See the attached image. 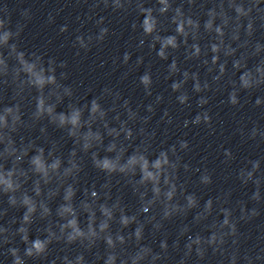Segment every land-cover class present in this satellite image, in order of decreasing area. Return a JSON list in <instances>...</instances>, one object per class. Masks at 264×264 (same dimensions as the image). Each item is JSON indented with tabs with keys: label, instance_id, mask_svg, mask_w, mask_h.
Listing matches in <instances>:
<instances>
[{
	"label": "clouds",
	"instance_id": "clouds-1",
	"mask_svg": "<svg viewBox=\"0 0 264 264\" xmlns=\"http://www.w3.org/2000/svg\"><path fill=\"white\" fill-rule=\"evenodd\" d=\"M103 3L108 6V0ZM125 3L131 5L132 0H112V7L125 9ZM146 3L147 0H135V10L143 17L139 25L142 37L151 38L148 46L154 48L159 43L157 55L167 61L172 54L169 49L176 51L183 45L185 60L200 61L211 76V82H201L199 72L182 71L173 59L166 79L182 77L170 85L171 91L178 93L176 100L180 105L189 103L188 93L182 91L189 80L193 82V92L211 91L213 83L219 85L228 75L229 63L233 70L240 65L242 73L238 81H228L226 102L230 106L241 104L242 92L264 87V40L255 39L258 31L264 32V0H199L203 29L211 37L203 47L202 18L192 11L197 0H157L159 7H146ZM23 14L27 16V11ZM169 14L176 25L174 34L161 36L159 17ZM9 24L10 21L0 19V248L12 258L11 264L47 260L53 245H62L64 254L56 255L51 264H168L172 252L179 254L175 264H189L193 256L200 264L208 259L209 250L212 256L221 257L219 264H225V260L227 264H264V248L255 254L253 249L241 252L244 234L239 229L242 222L261 215L257 207L249 209L248 202H264V180L257 175L264 161L246 160L237 171L236 178L242 186L253 185L248 201H238L233 207L230 196L224 200L218 196L201 204L202 196L189 192L181 179L182 173L194 171L191 162L184 159L191 151L190 142L164 141L159 149L154 148L156 133L147 127L155 112L152 104L145 106L149 115H141L139 107L134 109L130 100L108 88L101 95L82 101L73 86L64 83L69 79L68 72L63 71L67 63H58L55 58L45 60L37 52L22 50L12 41L19 39L23 26L17 25L13 30ZM103 24V19L97 21L98 27ZM132 27L135 30L137 25ZM61 31H67V26H62ZM108 34L107 27H99L95 36L78 35L75 44L88 51L93 40L103 42ZM130 58L131 54L126 52L123 62ZM142 60L139 57L137 63ZM249 60L256 63L250 67ZM139 81L146 95L152 96L150 73L144 72ZM109 98L112 102L106 106ZM156 100L162 102L163 97L157 96ZM65 101L66 110L58 112V106ZM208 103L207 96H200L201 108ZM255 104L264 105V98H257ZM191 124L211 127L212 116L207 110L201 111ZM49 127L61 131L64 140L72 142L67 154L50 137ZM33 130L38 131L43 143H35L31 137L21 140L23 132ZM257 135L264 138V133L254 127L249 138L255 139ZM223 155L225 163L235 159L230 149H224ZM89 164L104 177L99 186H82V176ZM195 172H199L197 179L201 185L213 183L212 173L206 167ZM29 182L41 184V198H37L40 194L24 190ZM123 188H129L136 197L134 211L124 202ZM48 191L61 200L54 213ZM68 208L70 214L66 213ZM20 209L24 210L21 217L9 215ZM190 214L191 223L179 226L170 250L166 224L184 220ZM37 219L50 222L44 225L43 235L33 240L30 232ZM194 227L201 230L193 232ZM147 233L153 238L162 237L159 251L145 243ZM17 237L25 245L23 250L15 246ZM86 254H94V260L90 261Z\"/></svg>",
	"mask_w": 264,
	"mask_h": 264
}]
</instances>
